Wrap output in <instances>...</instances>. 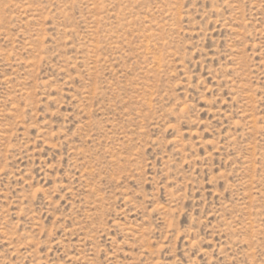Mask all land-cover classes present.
Here are the masks:
<instances>
[{
	"label": "rangeland",
	"instance_id": "1",
	"mask_svg": "<svg viewBox=\"0 0 264 264\" xmlns=\"http://www.w3.org/2000/svg\"><path fill=\"white\" fill-rule=\"evenodd\" d=\"M0 264H264V0H0Z\"/></svg>",
	"mask_w": 264,
	"mask_h": 264
}]
</instances>
